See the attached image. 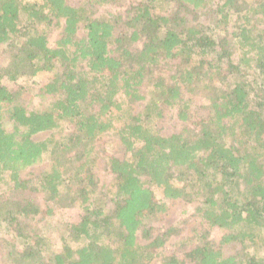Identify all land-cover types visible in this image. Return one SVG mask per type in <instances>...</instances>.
<instances>
[{
    "label": "trees",
    "instance_id": "16d2710c",
    "mask_svg": "<svg viewBox=\"0 0 264 264\" xmlns=\"http://www.w3.org/2000/svg\"><path fill=\"white\" fill-rule=\"evenodd\" d=\"M121 2L0 0L1 259L264 264V0ZM166 113L187 126L163 134ZM168 200L197 203L201 223L179 258L162 252L175 227L152 223ZM65 208L79 211L55 248L37 223ZM213 228L253 254L224 256Z\"/></svg>",
    "mask_w": 264,
    "mask_h": 264
},
{
    "label": "rangeland",
    "instance_id": "374dc122",
    "mask_svg": "<svg viewBox=\"0 0 264 264\" xmlns=\"http://www.w3.org/2000/svg\"><path fill=\"white\" fill-rule=\"evenodd\" d=\"M81 1L82 0H67L69 4L74 6L80 4ZM124 3H127V0H122L120 4L123 5ZM108 7L111 8L112 10L114 8V6H108ZM56 37H57V33L55 32L53 33V36L50 38L51 44H53L52 42H54ZM51 75L52 72L51 73L42 72L37 74L33 78L26 79V81L20 78L15 83H11V85H13L12 87L15 88L16 84H23L25 82L31 83L34 81L37 83L38 86H40L43 85L51 77ZM196 113H197L196 117L205 116V111L202 109L201 102L199 101H197ZM187 124L188 123L178 122L172 114L170 115L168 113L165 114L164 118L158 121V126L160 127L163 134H169L177 128L187 126ZM46 135H47L46 132L39 133L34 136V139L36 140L44 139ZM100 142H103L101 145L99 144L98 146V150L101 154L103 155L113 154L116 157H120V158L123 156V148L117 145L115 140L106 139L105 142L103 140H101ZM49 156L50 155L44 156L43 161L39 165L29 168L27 172H31L32 170H34L35 172H39L41 169L47 166L48 161L50 159ZM96 179L98 184H101L102 181L109 180L108 174L102 172V170L96 173ZM38 196L41 201V204L45 205L42 193H40ZM155 196L157 199L161 198L160 193L156 190H155ZM196 206L197 203L195 202H185L182 200H168L167 211L164 214H161L157 220H154L152 222L155 226L161 228V231L165 230L170 226H174L177 232L175 235L170 236L166 240L165 245L162 247V252L164 253V255L174 254L178 258L182 257L181 255L183 253L177 251L178 246L181 243V239L184 237H191L193 239V233L197 229H199L201 224L199 221L200 219L195 211ZM78 211H79L78 208L55 209L53 211V214L50 216V218L46 216L43 218V221L37 223L39 227L44 224L45 230L51 237L53 247L58 248V245H60L59 232L61 229L60 224L62 223V221L63 222L67 221L71 219V217L75 218ZM224 233H226V231L219 228H213L210 232L211 238L213 239L216 248H218L224 256L238 254V256L240 257H245L247 253H249V255L253 254V249L250 248H248L246 251H242V246L239 242H231L228 244L220 243L221 237ZM66 239L69 243L73 242V239L71 237L67 236ZM157 259L159 258L153 259L151 261V264H158ZM0 264H4L3 260L1 259V255H0ZM181 264H193V263L184 261Z\"/></svg>",
    "mask_w": 264,
    "mask_h": 264
}]
</instances>
